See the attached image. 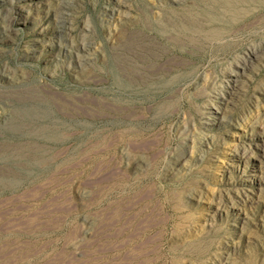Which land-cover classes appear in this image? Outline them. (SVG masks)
I'll return each instance as SVG.
<instances>
[{
  "label": "rangeland",
  "instance_id": "rangeland-1",
  "mask_svg": "<svg viewBox=\"0 0 264 264\" xmlns=\"http://www.w3.org/2000/svg\"><path fill=\"white\" fill-rule=\"evenodd\" d=\"M0 264H264V0H0Z\"/></svg>",
  "mask_w": 264,
  "mask_h": 264
}]
</instances>
